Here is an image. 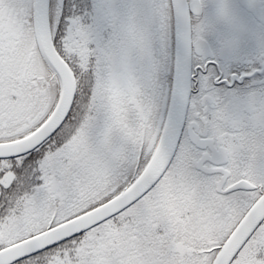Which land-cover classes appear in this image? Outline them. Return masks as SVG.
<instances>
[{
    "label": "snow or ice",
    "instance_id": "snow-or-ice-1",
    "mask_svg": "<svg viewBox=\"0 0 264 264\" xmlns=\"http://www.w3.org/2000/svg\"><path fill=\"white\" fill-rule=\"evenodd\" d=\"M0 264H264V0H0Z\"/></svg>",
    "mask_w": 264,
    "mask_h": 264
}]
</instances>
